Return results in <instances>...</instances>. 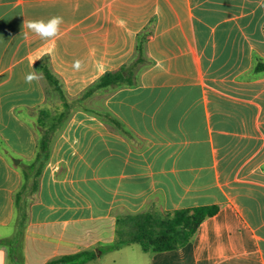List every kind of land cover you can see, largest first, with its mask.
<instances>
[{
  "label": "crops",
  "instance_id": "0c3cea01",
  "mask_svg": "<svg viewBox=\"0 0 264 264\" xmlns=\"http://www.w3.org/2000/svg\"><path fill=\"white\" fill-rule=\"evenodd\" d=\"M52 16L63 18L52 41L24 27ZM139 46L147 64L136 85L85 95ZM260 63L264 0H0V135L21 160L38 142L16 110L45 104L51 89L40 68L48 65L70 96L84 95L42 175L22 264L102 254V243L115 239L113 209L139 211L157 195L163 209L220 208L185 246L146 251L150 264H264ZM99 108L121 118L136 140L91 111ZM21 182L17 163L0 151V225L13 222ZM86 222L96 230H73ZM0 253L10 264L8 248Z\"/></svg>",
  "mask_w": 264,
  "mask_h": 264
},
{
  "label": "trees",
  "instance_id": "16d2710c",
  "mask_svg": "<svg viewBox=\"0 0 264 264\" xmlns=\"http://www.w3.org/2000/svg\"><path fill=\"white\" fill-rule=\"evenodd\" d=\"M138 50L139 53L128 64L118 70L106 72L88 87L85 95H91L99 90L114 91L121 87L136 85L140 81L138 80L140 71L147 64L144 48L139 46ZM257 68L263 70L264 63H260ZM40 69L51 84L47 102L37 107H27L24 116L17 109V113L23 119L28 120L33 127L38 143L35 155L30 159H23L17 164L22 174V182L14 193V219L17 223V231L12 237L0 238V246H7L12 264L15 262L22 264L25 257L24 245L22 251L17 253L12 240L15 239L18 243L25 244V232L29 225L31 207L39 197L41 178L51 158L54 144L70 119L75 105L84 96H70L65 91L59 77L48 65ZM55 93L60 96V101L56 105L53 102ZM91 111L114 130L131 140H136V135L121 118L110 110L99 108ZM161 203L162 196L157 195V199L139 211H131L125 207L114 208L111 213L115 220V239L112 247L118 249L138 243L148 252L179 249L190 242L196 236L205 219L217 214L220 208L218 204H205L163 209ZM86 254V252L67 254L59 259L51 260L47 264H80L84 261Z\"/></svg>",
  "mask_w": 264,
  "mask_h": 264
},
{
  "label": "rangeland",
  "instance_id": "374dc122",
  "mask_svg": "<svg viewBox=\"0 0 264 264\" xmlns=\"http://www.w3.org/2000/svg\"><path fill=\"white\" fill-rule=\"evenodd\" d=\"M138 80H141L138 79ZM60 101V96L55 93L53 102L56 105ZM29 108L30 106L24 105L18 107V110L21 111V114L24 116L26 112V108ZM76 107V105H75ZM17 111V110H16ZM18 114V113H17ZM19 115V114H18ZM20 116V115H19ZM22 118V116H20ZM24 120V119H23ZM27 124H29L28 120H25ZM30 127H32L29 124ZM2 142V143H1ZM7 148V150H6ZM0 151L4 156H6L10 163L16 162L17 159H20L23 157L21 156L18 151L14 148L13 145H10L9 142L5 140V137L1 134L0 135ZM19 164V163H17ZM20 170V169H19ZM21 171V170H20ZM15 216V214H14ZM13 222L9 225H0V238L2 237H12L15 235L17 231V223L15 219L12 220ZM73 230H96V225L93 223H83L78 224L73 228ZM26 233V232H25ZM104 238V237H103ZM15 244V252L17 253L21 252L24 245V250L26 247V244H22L21 242H17L15 239L12 240ZM23 242V241H22ZM28 244V243H27ZM5 246V245H2ZM111 243L105 241L102 243L101 250H103L102 254L93 252L91 256L85 255L84 256V264H150V254L146 252L142 246L138 243L132 244L128 246V248H125L124 250H110ZM7 247V246H6ZM29 248V244H28ZM29 250V249H27ZM31 250V246H30ZM28 253V252H27ZM95 253V254H94ZM14 262V261H13ZM12 264V263H10ZM13 264H17L16 262Z\"/></svg>",
  "mask_w": 264,
  "mask_h": 264
},
{
  "label": "clouds",
  "instance_id": "9594fccd",
  "mask_svg": "<svg viewBox=\"0 0 264 264\" xmlns=\"http://www.w3.org/2000/svg\"><path fill=\"white\" fill-rule=\"evenodd\" d=\"M63 24V18L60 16H52L45 19H36V20H25L24 27H26L31 33L35 34L41 40L49 42L54 40L61 31V25ZM73 67L76 70H79L81 67V62L76 60L73 62ZM36 79L34 74H27L25 76V82L31 84L33 80ZM3 253H0L2 256ZM2 264V261H0Z\"/></svg>",
  "mask_w": 264,
  "mask_h": 264
},
{
  "label": "water",
  "instance_id": "95a60500",
  "mask_svg": "<svg viewBox=\"0 0 264 264\" xmlns=\"http://www.w3.org/2000/svg\"><path fill=\"white\" fill-rule=\"evenodd\" d=\"M16 163H20V159H17V160H16Z\"/></svg>",
  "mask_w": 264,
  "mask_h": 264
}]
</instances>
